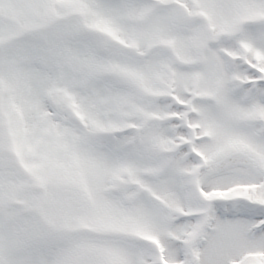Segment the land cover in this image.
I'll return each mask as SVG.
<instances>
[{"label":"snow or ice","instance_id":"1","mask_svg":"<svg viewBox=\"0 0 264 264\" xmlns=\"http://www.w3.org/2000/svg\"><path fill=\"white\" fill-rule=\"evenodd\" d=\"M0 264H264V0H0Z\"/></svg>","mask_w":264,"mask_h":264}]
</instances>
